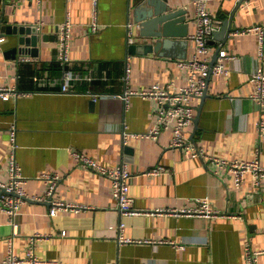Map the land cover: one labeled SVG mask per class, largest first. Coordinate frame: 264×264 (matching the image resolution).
I'll list each match as a JSON object with an SVG mask.
<instances>
[{
  "label": "crops",
  "instance_id": "0c3cea01",
  "mask_svg": "<svg viewBox=\"0 0 264 264\" xmlns=\"http://www.w3.org/2000/svg\"><path fill=\"white\" fill-rule=\"evenodd\" d=\"M171 2L187 11L189 48L167 45L161 53L141 55L128 49L134 0H99L98 32L91 30L92 0H0V89L17 91L0 97V179L9 180L8 131L15 123L17 160L29 197L47 198L50 183L41 176L52 174L59 180L51 199L83 206L53 216L50 201L28 199L15 225L0 207V264L10 237L17 255L24 257L38 233L46 237L37 241L36 255L49 264H246L247 244L262 252L259 262L264 264V194L255 191L253 174L237 186L231 173L173 147L171 131L149 136L157 99H125L129 88L141 91L159 83L176 91L186 84L177 62L194 48L189 37L196 31V9L194 0ZM239 5L237 0H208L209 11L222 21L217 31L236 11L225 44L214 34L210 40L211 59L220 47L234 59L228 63L230 75H212L207 95L194 99L196 121L185 136L211 156L264 164V110L254 99L252 81L264 61L256 34H233L264 24V0ZM68 17L74 25L68 69L75 77L67 93L62 91L66 68L59 61L58 40ZM4 25L37 27L38 45L15 51L18 37L4 32ZM76 151L108 168L128 165L137 213L119 211L112 180L79 162ZM156 167L164 171L153 174ZM198 198L208 199L221 214L180 213L197 207Z\"/></svg>",
  "mask_w": 264,
  "mask_h": 264
},
{
  "label": "built area",
  "instance_id": "2783aa9c",
  "mask_svg": "<svg viewBox=\"0 0 264 264\" xmlns=\"http://www.w3.org/2000/svg\"><path fill=\"white\" fill-rule=\"evenodd\" d=\"M43 0H37L41 3ZM238 3H243L244 0H237ZM93 3V22L91 30L93 32L99 31L98 22V6L99 0H92ZM195 4V18L196 31L190 35L189 39L193 42L194 48L189 57L181 59L177 62V67L185 73L186 84L180 86L176 91L171 90V85L163 86L155 83L141 91L127 89L125 92V99L133 95H140L146 98H155L158 101L157 118L154 128L147 134L149 136L158 137L165 131L173 133L172 146L176 148H186L190 150L193 155L200 156L217 168L225 172L231 173L237 186H242L247 174H253L255 191L264 194V164L259 159L243 160V159H227L215 157L207 154L203 149L192 145L185 136V130L190 127L196 117V105L194 99L204 96L208 88V80L212 75H230L228 63L234 59L226 51L220 50L216 62L212 65L210 54L212 46L210 40L215 31L220 27L222 21L218 19L213 13L209 11L208 0H194ZM42 24V23H41ZM73 23L70 17L61 24L59 28L58 40V57L60 63L66 68L61 80L62 91L70 92V81L75 77L73 72L68 69L71 62V40L73 32ZM42 25H39V29ZM129 42L132 43L134 37V25L129 24ZM233 34L248 35L256 34L258 36V53L259 57L264 61V24L254 25L243 29L236 30ZM1 38L0 41H3ZM128 83L131 79V68L126 67V74L124 77ZM252 81L255 85L254 99L259 103L262 110H264V68L259 66L252 74ZM17 91L10 88H1L0 97L8 99ZM97 99V96H95ZM260 130H264V121L260 124ZM10 140V156H9V180L6 182L0 179V207L1 210L7 213L10 221L15 225V217L18 215L22 205L28 200L50 201V214L55 216L60 211L76 210L83 208L82 205L74 203L53 200L56 186L58 184L59 176L52 174H43L41 179L49 181L50 189L47 192V198L43 197H29L26 189V178L23 175L21 166L17 160V126L12 124L8 131ZM76 159L97 170L101 174L109 177L112 180L114 188V196L118 204V209L123 215L137 213L133 206V199L130 196L132 174L129 171L128 165L123 163L115 168H108L100 165L92 158L88 157L82 152L76 151L74 153ZM164 171V168L156 167L151 170L153 174H159ZM197 207L181 210L180 213H185L193 216H203L212 218L219 216L220 211L211 207L208 199H196ZM123 226V225H122ZM17 227V226H15ZM46 235L40 233L34 235L26 249V255L20 257L15 252L14 237L9 238L8 253L4 264H49L47 261H41L36 255L37 241L42 240ZM122 241L129 239L121 235ZM246 264H260L259 257L261 251L253 250L250 244L245 247ZM116 264V263H114Z\"/></svg>",
  "mask_w": 264,
  "mask_h": 264
},
{
  "label": "water",
  "instance_id": "95a60500",
  "mask_svg": "<svg viewBox=\"0 0 264 264\" xmlns=\"http://www.w3.org/2000/svg\"><path fill=\"white\" fill-rule=\"evenodd\" d=\"M134 4L132 22L134 37L132 43L128 38L129 52L141 55L161 53V49L167 48V45H180L189 48L190 42L187 38L189 36V22L187 21L189 17L185 9H175L171 0H134ZM235 12L224 21L219 31L214 32L215 38L217 37L223 44L232 31ZM2 30L10 36L18 37L19 47L15 51L20 53L28 52L25 46L36 47L40 39L37 27L4 25ZM135 30L138 31L137 34ZM209 42L211 43V41ZM220 50L221 47L216 51L212 65L216 62ZM179 57L186 59L187 53ZM210 78L211 76L209 80ZM206 95L207 90L204 96Z\"/></svg>",
  "mask_w": 264,
  "mask_h": 264
}]
</instances>
